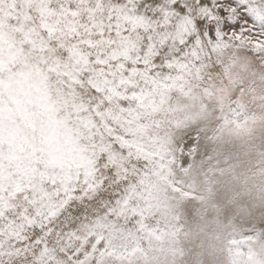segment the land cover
Here are the masks:
<instances>
[{"label":"snow or ice","instance_id":"obj_1","mask_svg":"<svg viewBox=\"0 0 264 264\" xmlns=\"http://www.w3.org/2000/svg\"><path fill=\"white\" fill-rule=\"evenodd\" d=\"M0 264H264V0H0Z\"/></svg>","mask_w":264,"mask_h":264}]
</instances>
